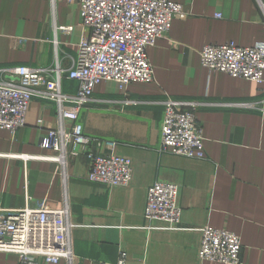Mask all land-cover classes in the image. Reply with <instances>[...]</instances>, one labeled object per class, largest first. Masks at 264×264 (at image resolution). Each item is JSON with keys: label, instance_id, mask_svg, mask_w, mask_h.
Masks as SVG:
<instances>
[{"label": "crops", "instance_id": "obj_1", "mask_svg": "<svg viewBox=\"0 0 264 264\" xmlns=\"http://www.w3.org/2000/svg\"><path fill=\"white\" fill-rule=\"evenodd\" d=\"M172 1L187 15L174 18L168 34L147 48L153 81L126 90L103 81L79 112L86 135L115 143L110 150L92 146L95 151L132 160L128 185L90 181L86 154L69 157L66 165L53 161L57 152L41 141L59 125L54 101L34 97L27 124L0 131V208L19 210L44 200L68 213L72 259L40 264H223L199 256V229L205 226L240 235L242 264H264V113L228 105L261 101L264 85L210 73L200 57L208 44L264 43V0ZM58 26L73 29L61 32ZM86 33L78 3L0 0V68L47 67L57 55L69 68ZM63 88L74 94L78 83L65 79ZM128 97L137 104L125 105ZM167 97L202 103L205 158L160 150ZM73 124L65 121L67 129ZM157 181L179 186V228L145 218L148 191ZM19 261L17 253L0 250V264Z\"/></svg>", "mask_w": 264, "mask_h": 264}, {"label": "built area", "instance_id": "obj_2", "mask_svg": "<svg viewBox=\"0 0 264 264\" xmlns=\"http://www.w3.org/2000/svg\"><path fill=\"white\" fill-rule=\"evenodd\" d=\"M80 6L81 25L87 31L79 44L77 58L64 68L56 56L52 65H25L0 68V131L15 132L27 124L34 97L41 96L58 105L59 125L48 129L41 145L53 149V161L66 165L69 157L86 154L91 160L87 178L111 187L126 186L133 178L132 160L111 151H95L92 146L114 142L85 134L79 122L80 109L93 99L96 85L113 81L126 90L131 83L151 82L153 68L147 48L165 37L174 18L186 16L183 5L172 0H52ZM61 32L72 27L58 26ZM201 63L210 73L222 72L264 85V43L240 46L229 41L208 44L200 51ZM78 83L76 93L63 88L64 80ZM264 91V88L262 89ZM125 105L137 104L125 98ZM202 103L167 97L163 101L160 150L188 158L206 157L203 126L198 118ZM230 106L260 109L259 102H234ZM73 121L67 129L65 121ZM40 126L43 119L38 120ZM179 186L157 181L148 191L145 218L167 228H179L183 209L178 203ZM66 209H50L44 200L19 210L0 208V250L15 252L19 264L59 263L71 260L70 225ZM199 256L223 264H242V239L227 229L201 227ZM123 264V262H121Z\"/></svg>", "mask_w": 264, "mask_h": 264}]
</instances>
